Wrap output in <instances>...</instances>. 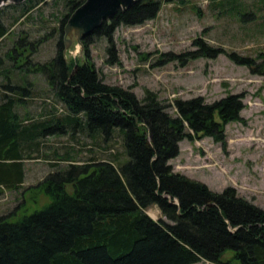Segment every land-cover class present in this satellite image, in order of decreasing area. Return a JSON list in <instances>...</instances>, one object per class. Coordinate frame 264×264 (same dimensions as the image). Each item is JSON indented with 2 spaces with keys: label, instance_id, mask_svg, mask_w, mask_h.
<instances>
[{
  "label": "trees",
  "instance_id": "trees-1",
  "mask_svg": "<svg viewBox=\"0 0 264 264\" xmlns=\"http://www.w3.org/2000/svg\"><path fill=\"white\" fill-rule=\"evenodd\" d=\"M37 1L29 0L30 7ZM83 2L65 0L67 12L59 23L55 53L34 64L44 76L45 89L63 105L59 110L63 113L47 112L44 118L21 115L20 104L33 96V83L12 78L8 75L12 68L0 72L4 77L0 79V190L20 188L24 160L41 155L43 138L68 135L72 139L58 155L66 164L51 162L52 168L32 186L50 201L20 216L0 214V264H193L200 260L264 264V207L231 186L212 190L168 163L178 153V142L194 134L225 145V124L240 119L241 95L228 94L210 103L200 96L175 99L172 115L154 92L147 91L139 99L130 89L104 82L87 58L81 63L68 61L64 25ZM159 9V0H135L119 9L81 39L85 56L94 37L112 43L116 26L141 23L155 17ZM8 28L0 18V41ZM194 44L196 49L169 52L167 59L183 64L222 51L201 39ZM229 56L253 67L250 57ZM254 68L263 72L264 58ZM80 134L98 147L116 134L122 158L109 152L113 154L108 159L73 160L76 151L92 146L79 144ZM152 205L164 218L154 219L146 212ZM226 251L232 254L224 259Z\"/></svg>",
  "mask_w": 264,
  "mask_h": 264
},
{
  "label": "rangeland",
  "instance_id": "rangeland-1",
  "mask_svg": "<svg viewBox=\"0 0 264 264\" xmlns=\"http://www.w3.org/2000/svg\"><path fill=\"white\" fill-rule=\"evenodd\" d=\"M28 1L0 6V18L9 27L0 41V72L12 68L8 73L12 78L33 83L34 94L20 104L21 115L27 113L30 118H44L49 115L47 112L60 115L63 105L45 89L44 76L34 64L47 61L55 53L59 23L67 12L65 0H38L32 7ZM159 1L155 17L138 24L116 26L112 43L105 37H94L88 44V57L81 40L66 36L70 39L68 46L64 44L66 59L81 63L87 58L104 82L130 89L139 99L147 91L154 92L172 115L176 114L175 99L200 96L210 103L228 94L241 95L240 119L225 124V145L211 136L194 134L178 142V153L168 163L174 171L202 181L212 190L231 186L239 195L264 207V71L254 70L264 58V0ZM195 39L222 51L215 57L200 56L183 64L167 59L169 52L196 49ZM230 53L252 58L253 67L237 63ZM17 64L23 67L16 68ZM77 136L79 144L92 146L76 151L75 161H85L88 156L108 159L113 154L109 152L122 158L123 147L116 134L99 147L85 136ZM70 141L68 135L46 136L41 140V155L24 160L25 179L20 188L0 190V214L14 212L20 216L50 201L32 186L52 168L51 162L59 160V164H66L58 157L62 145ZM54 147L60 149L55 156ZM67 190L71 192L72 186L68 185ZM146 212L154 219L164 218L156 205ZM231 254L226 251L223 258ZM193 264L215 263L200 260Z\"/></svg>",
  "mask_w": 264,
  "mask_h": 264
},
{
  "label": "water",
  "instance_id": "water-1",
  "mask_svg": "<svg viewBox=\"0 0 264 264\" xmlns=\"http://www.w3.org/2000/svg\"><path fill=\"white\" fill-rule=\"evenodd\" d=\"M23 0H0V6L4 3H20ZM135 0H84L82 4L68 17L64 25V44L68 46L73 37L78 42L104 20H109L119 9H125Z\"/></svg>",
  "mask_w": 264,
  "mask_h": 264
}]
</instances>
